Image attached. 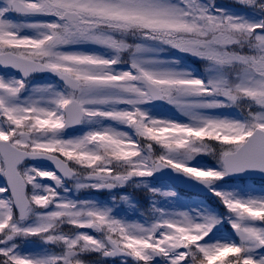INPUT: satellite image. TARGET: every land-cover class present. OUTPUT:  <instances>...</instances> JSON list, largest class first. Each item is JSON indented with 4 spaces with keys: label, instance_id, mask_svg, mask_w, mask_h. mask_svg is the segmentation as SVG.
Returning <instances> with one entry per match:
<instances>
[{
    "label": "snow or ice",
    "instance_id": "obj_1",
    "mask_svg": "<svg viewBox=\"0 0 264 264\" xmlns=\"http://www.w3.org/2000/svg\"><path fill=\"white\" fill-rule=\"evenodd\" d=\"M257 177L264 0H0V264H264Z\"/></svg>",
    "mask_w": 264,
    "mask_h": 264
}]
</instances>
